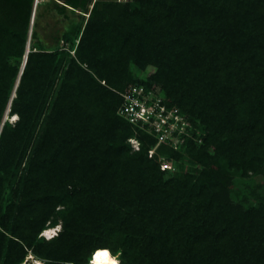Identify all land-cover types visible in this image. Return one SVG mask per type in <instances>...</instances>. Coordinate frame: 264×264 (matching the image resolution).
Masks as SVG:
<instances>
[{
	"label": "trees",
	"instance_id": "1",
	"mask_svg": "<svg viewBox=\"0 0 264 264\" xmlns=\"http://www.w3.org/2000/svg\"><path fill=\"white\" fill-rule=\"evenodd\" d=\"M49 1L80 11L50 48L30 36L33 0H0V264H87L100 249L119 264H264V192L221 162L264 180V0ZM129 64L156 71L138 81ZM129 82L200 120L202 144L148 158L155 138L117 114ZM132 138L145 169L122 189L107 158ZM53 168L66 189L50 190ZM52 216L62 231L42 244Z\"/></svg>",
	"mask_w": 264,
	"mask_h": 264
},
{
	"label": "rangeland",
	"instance_id": "2",
	"mask_svg": "<svg viewBox=\"0 0 264 264\" xmlns=\"http://www.w3.org/2000/svg\"><path fill=\"white\" fill-rule=\"evenodd\" d=\"M94 1V0H93ZM109 1L111 3H114L117 1L116 0H106ZM132 0L128 1L131 2ZM120 4V3H119ZM126 4V3H124ZM39 6L37 7V10L35 9L34 11V0H33V5H32V12H34V17L33 19L31 18L30 21V36H31V32L32 30H35L38 33L39 38L42 40L43 44L50 48L51 46L54 45V39L61 33H63L64 31L68 30L69 27L73 24H75L78 20L77 18V14L80 11H74V10H67L66 14H59L57 13V10L53 8L52 3L49 0H42L39 4ZM91 8V6H90ZM99 9H101V4L98 6ZM61 45V43H60ZM32 47V43L30 38L28 39V43H27V50L29 51V49ZM32 50H34L32 48ZM25 60V57H24ZM128 70L130 72V75L133 77V79L138 80V81H148V77L150 74L154 73L156 71V69L152 66L148 67L145 71H139L137 68H135L132 64H129L128 66ZM18 82V80H17ZM132 82L127 83L126 85H129ZM154 86H156L155 88H158V90H160V86L159 84H155ZM12 95L14 96V92H12ZM172 107H176V106H172ZM177 108V107H176ZM180 114H182L184 116V118L186 119V121L188 122V127H187V136L184 138L183 142L180 144L179 149L183 148L187 141L193 142L194 144H202V140L206 137L207 135V131H206V126H204L200 120H196V119H190V116L183 112L182 110H180L178 108ZM3 122L7 121L10 124H13L17 121V116L13 115V116H9V108L6 110V112L3 115ZM129 147H130V151L128 155L123 156L122 158H118V160L115 158L112 159V157L107 158V164H112V166H109V174H118L120 176V179L118 182V185L122 187V189H126L127 186L125 185V181H129L130 178V174L133 173V171H138V173H140L141 170L145 169V165L143 164L142 166H140V161H138L134 156V152H138V149L136 147L135 142H128ZM106 148V147H105ZM178 149V150H179ZM211 155H214V151L212 149L209 150ZM155 152L152 154V156H154ZM150 156V154L148 153V158L152 157ZM158 159V161L161 163L162 161L166 160L170 166L171 169L170 170H166L167 174L165 176V178L170 179L171 177H178V174H174V173H178V169L175 165V161L172 159H166L164 156H158L156 157ZM189 160V159H188ZM135 161H137L138 163H136ZM185 161V160H184ZM222 164L226 165V169L228 170V172L230 174H232V176L235 177V179L237 180H242V181H252L253 187L256 186L257 190L259 192L262 193V191L264 192V190H262V187H260V185L264 184V180L263 177L261 175H254V173H248L247 177L244 174V172L238 168V167H229V164L226 161H221ZM184 167H189L190 164L188 161H185L183 163ZM161 169V167H160ZM162 170V169H161ZM264 172V163H263V167L262 169ZM53 175L51 176V180L53 178H55V183L49 184V188L50 190L53 189H61V191L63 189H66V185L69 184L70 182V178H69V174H64L65 170L59 169V168H53ZM127 176V180L124 179V175ZM141 174V173H140ZM253 174V175H252ZM50 179H49V183H50ZM236 188L238 189H242L239 190L242 192H246V190L243 189L242 184H236ZM251 202H253V199H250ZM63 209L62 206H59L56 208V212H58V210ZM62 225H63V221L62 219H56L55 216H52L49 218V220L46 222L45 225V229L42 230L37 238H41V243L44 244V241H49L52 240L54 238L57 237V235L62 231ZM49 229L52 231V234L50 238L44 237L42 236L43 232ZM110 234H105L103 235L102 239L100 238L101 236H97V239H101V240H105L107 243L109 244H114L115 243V239L113 236H109ZM115 259H116V264H119V256L120 253L117 252L115 254ZM30 258V260L28 262L32 263L33 259H37V257H35L34 255L32 256H27V259ZM39 264H42V262H40Z\"/></svg>",
	"mask_w": 264,
	"mask_h": 264
},
{
	"label": "built area",
	"instance_id": "3",
	"mask_svg": "<svg viewBox=\"0 0 264 264\" xmlns=\"http://www.w3.org/2000/svg\"><path fill=\"white\" fill-rule=\"evenodd\" d=\"M42 0H34L36 8ZM119 3H127L130 0H116ZM122 101L117 109V114L128 121L131 125L152 135L156 140V145L149 151L150 156L159 145H166L174 150H178L180 144L187 136L188 122L178 108L167 106L162 93L147 88L144 85H129L120 93ZM135 142L136 139H129ZM167 165V167H165ZM162 170H170V164L164 160L160 163ZM24 264H39L37 261L25 262Z\"/></svg>",
	"mask_w": 264,
	"mask_h": 264
},
{
	"label": "bare ground",
	"instance_id": "4",
	"mask_svg": "<svg viewBox=\"0 0 264 264\" xmlns=\"http://www.w3.org/2000/svg\"><path fill=\"white\" fill-rule=\"evenodd\" d=\"M37 6H38V4H37ZM37 6H36V8H37ZM36 8L34 7V11ZM51 234H52V231L49 229H46L43 232L42 236L50 238V237H52ZM97 252H101L104 254H102L98 257L95 255V253H97ZM115 256L116 255L112 254L110 252V250H108V249L96 250L92 253L90 260L88 261L87 264H116Z\"/></svg>",
	"mask_w": 264,
	"mask_h": 264
},
{
	"label": "snow or ice",
	"instance_id": "5",
	"mask_svg": "<svg viewBox=\"0 0 264 264\" xmlns=\"http://www.w3.org/2000/svg\"><path fill=\"white\" fill-rule=\"evenodd\" d=\"M165 167H167V165H165ZM102 254H104V253H101V252H97V253H95V255L98 256V257H99L100 255H102Z\"/></svg>",
	"mask_w": 264,
	"mask_h": 264
},
{
	"label": "water",
	"instance_id": "6",
	"mask_svg": "<svg viewBox=\"0 0 264 264\" xmlns=\"http://www.w3.org/2000/svg\"><path fill=\"white\" fill-rule=\"evenodd\" d=\"M33 16H34V12L32 13V19H33ZM27 52H28V50H27ZM25 59H26V57H25ZM24 62H25V60H24Z\"/></svg>",
	"mask_w": 264,
	"mask_h": 264
}]
</instances>
